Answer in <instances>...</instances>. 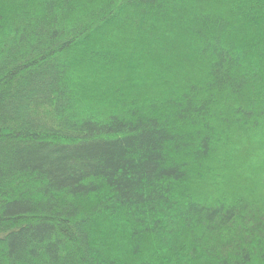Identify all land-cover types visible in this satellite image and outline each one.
Instances as JSON below:
<instances>
[{"label":"trees","instance_id":"16d2710c","mask_svg":"<svg viewBox=\"0 0 264 264\" xmlns=\"http://www.w3.org/2000/svg\"><path fill=\"white\" fill-rule=\"evenodd\" d=\"M0 264H264V0H0Z\"/></svg>","mask_w":264,"mask_h":264}]
</instances>
